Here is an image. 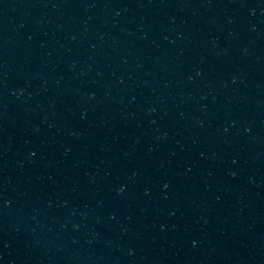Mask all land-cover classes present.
Masks as SVG:
<instances>
[{"label":"water","instance_id":"1","mask_svg":"<svg viewBox=\"0 0 264 264\" xmlns=\"http://www.w3.org/2000/svg\"><path fill=\"white\" fill-rule=\"evenodd\" d=\"M264 128V0H0V264H166Z\"/></svg>","mask_w":264,"mask_h":264}]
</instances>
